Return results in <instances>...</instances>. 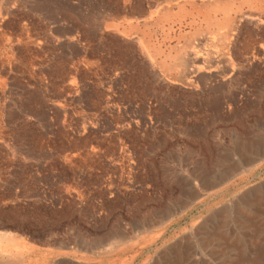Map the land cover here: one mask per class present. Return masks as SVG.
Here are the masks:
<instances>
[{
    "label": "rangeland",
    "instance_id": "1",
    "mask_svg": "<svg viewBox=\"0 0 264 264\" xmlns=\"http://www.w3.org/2000/svg\"><path fill=\"white\" fill-rule=\"evenodd\" d=\"M227 261L264 264V0H0V264Z\"/></svg>",
    "mask_w": 264,
    "mask_h": 264
},
{
    "label": "bare ground",
    "instance_id": "2",
    "mask_svg": "<svg viewBox=\"0 0 264 264\" xmlns=\"http://www.w3.org/2000/svg\"><path fill=\"white\" fill-rule=\"evenodd\" d=\"M198 170V169H197ZM195 187V186H194ZM194 189V188H193ZM195 190V189H194ZM193 190V191H194ZM192 191V190H191ZM192 191V192H193ZM240 210V209H239ZM221 218L223 219L224 217H223V215L221 216ZM223 222V221H222ZM247 224H249V222L248 221H241L240 222V225H247ZM204 230H205V227H202V228H200V229H198V235H199V238H200V241H201V243H202V245L203 246H207L208 244H209V242L211 241V239H209V238H206V237H203L202 235L204 234ZM215 240V239H214ZM184 246H185V244L183 243V242H177V243H175L174 245H172L171 247H170V249H169V251L167 252V254H164V256L165 255H170V253L173 255V254H175V253H178V252H182V249H184ZM212 251H213V249H212ZM220 252V251H219ZM166 253V252H165ZM213 253V252H212ZM181 254V253H180ZM214 254V253H213ZM165 258V257H164ZM9 264V263H8ZM224 264H237V261H227V262H225Z\"/></svg>",
    "mask_w": 264,
    "mask_h": 264
}]
</instances>
